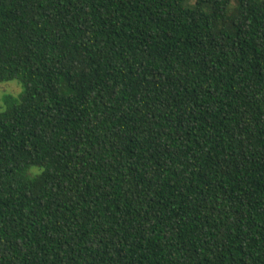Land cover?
<instances>
[{
	"label": "trees",
	"instance_id": "16d2710c",
	"mask_svg": "<svg viewBox=\"0 0 264 264\" xmlns=\"http://www.w3.org/2000/svg\"><path fill=\"white\" fill-rule=\"evenodd\" d=\"M0 264H264V0H0Z\"/></svg>",
	"mask_w": 264,
	"mask_h": 264
},
{
	"label": "rangeland",
	"instance_id": "374dc122",
	"mask_svg": "<svg viewBox=\"0 0 264 264\" xmlns=\"http://www.w3.org/2000/svg\"><path fill=\"white\" fill-rule=\"evenodd\" d=\"M22 93V87L19 82L11 81L6 83H0V105L3 109V101L6 98L16 100Z\"/></svg>",
	"mask_w": 264,
	"mask_h": 264
}]
</instances>
